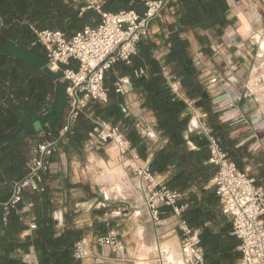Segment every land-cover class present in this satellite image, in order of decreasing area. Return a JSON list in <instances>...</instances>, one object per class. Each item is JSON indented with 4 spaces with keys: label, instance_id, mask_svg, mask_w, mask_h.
Masks as SVG:
<instances>
[{
    "label": "trees",
    "instance_id": "16d2710c",
    "mask_svg": "<svg viewBox=\"0 0 264 264\" xmlns=\"http://www.w3.org/2000/svg\"><path fill=\"white\" fill-rule=\"evenodd\" d=\"M103 1L106 12L134 10L143 15L150 0ZM173 1L176 23L168 25L167 37L164 34L161 38L168 46L163 62L155 55L158 42L151 37L142 41L129 64L118 62L106 73L108 102L89 103L62 146L69 160L80 155L97 123H105L120 128L142 160L154 150L149 168L154 174H168L166 184L182 195L180 203L188 205L183 219L199 233L206 262L238 264L240 242L232 235V222L210 187L217 169L209 164L208 140L198 135L187 138L190 116L183 113L188 105L164 75V68H168L186 98L207 115L211 136L230 160L264 189V159L255 157L247 147H238L230 137L229 125L221 120L212 93L200 79L191 44L182 35L191 30L220 36L228 24L229 5L227 0ZM81 8L73 0H0V264H27L15 256L21 248H34L38 264H83L74 257L83 232L71 226V213L62 231L53 218L49 171L43 174L44 192L25 191L20 203L9 204L14 185L29 173L32 143L57 139L67 123L66 84L59 82L60 74L45 67V50L37 43L34 30H59L72 38L85 27H98L101 16L94 11L80 15ZM122 79L130 81L141 96L143 108L153 113L163 142L159 148L155 149L143 133L139 121L127 116L124 97L116 92V84ZM36 122L42 125L39 131L34 127ZM27 207L36 230L22 241Z\"/></svg>",
    "mask_w": 264,
    "mask_h": 264
},
{
    "label": "crops",
    "instance_id": "0c3cea01",
    "mask_svg": "<svg viewBox=\"0 0 264 264\" xmlns=\"http://www.w3.org/2000/svg\"><path fill=\"white\" fill-rule=\"evenodd\" d=\"M173 2L162 17L151 25V38L160 45L155 55L162 62L168 52V46L161 38L164 34L167 37V26L176 23V8ZM227 2L228 24L220 36H216L212 31L191 30L183 32L182 35L191 44L194 61L200 70V79L209 87L216 100L214 104L221 112V120L229 125L230 137L236 140L238 147H247L255 157L261 156L264 159V118L258 119L256 113L258 110L264 111V105L252 103L243 97L245 85L254 74L259 62L258 55L261 54L259 46L263 44L260 36L264 33V9L259 0H227ZM41 47L45 50L43 46ZM45 57V67L48 68L46 50ZM72 67L76 68L77 63H72ZM53 73L60 74L59 82L66 84L67 88V83L62 80V73ZM178 95L188 105L183 116H190L189 125H206V120L202 118V110L197 109L194 102L186 98L180 84ZM123 97L127 116L135 117L143 133L154 141L155 149L159 148L163 142L157 131L153 113L143 108L141 96L133 89ZM109 128L110 125L97 123L80 155H74L69 160L62 146L61 150L51 157L48 174L49 185L54 193L53 218L58 223V230L62 231L67 226L68 215L71 213V226L83 232L81 241L85 243L87 252L83 264H162L164 252L180 251L181 239L177 222L170 208L162 209V225L157 226L151 221L145 208V184L134 173V168L137 166H149L154 150L147 160H142L135 150L133 153L139 156V160L134 159L133 153L123 154L116 150L110 141L103 140ZM186 134L207 139L201 128L195 129L192 133L187 129ZM192 145L194 147L192 149H197L195 144ZM79 161H88L87 165H99L104 174H109L107 171L111 169L123 174V182L131 185L136 196V204L131 205L134 213V223L131 227L126 220L119 219V216H126V213H113L108 209L111 193L104 188L100 177L96 175L89 176L88 181L96 182L99 191L94 190L87 197L81 195L71 198L67 172L72 164L80 165ZM158 178L166 183L168 174H160ZM24 212L27 217L23 221L26 228L21 234L22 241L32 236L36 230V225L30 216V207L25 208ZM141 215L147 218V222L139 220ZM229 220L232 222L230 217ZM112 231L116 232L123 242L124 252H114L109 245L99 243L101 237L107 236ZM15 256L27 264H38L34 248H21Z\"/></svg>",
    "mask_w": 264,
    "mask_h": 264
},
{
    "label": "built area",
    "instance_id": "2783aa9c",
    "mask_svg": "<svg viewBox=\"0 0 264 264\" xmlns=\"http://www.w3.org/2000/svg\"><path fill=\"white\" fill-rule=\"evenodd\" d=\"M259 1L264 9V0ZM74 2L82 5L81 15L86 11H94L101 16V23L95 28L85 27L72 38H68L59 30H34L37 43L47 52L49 70L61 72L62 80L67 83V123L57 139L32 143L30 170L14 185L9 202L11 206L21 202L25 191L38 193L45 191L43 174L50 170L51 157L61 150L71 126L87 109L89 103L108 102L106 73L118 62L130 63L137 53L139 44L151 37L152 23L162 17L171 7L173 0L146 1L147 9L143 15L134 10L106 12L103 0ZM260 39L264 43V33ZM259 47L261 49V54L258 55L259 62L245 85L243 97L252 103L264 105V46L261 44ZM72 63H77V67H72ZM164 75L174 92L178 94L180 83L168 68H164ZM125 81L126 79H122L116 84L117 93L124 95L128 92ZM256 113L258 119L264 118V111L258 110ZM206 117L207 115L203 113L202 118ZM197 128H201L207 136L209 164L217 169L211 181L212 187L221 200L224 213L232 219V235L240 242L238 251L241 258L238 264H264V189L257 186L256 180L249 173L237 168L219 141L211 136L207 125L190 124L188 131L192 133ZM103 140L110 141L115 149L123 154L134 152L125 134L118 127H110ZM189 145L194 148L191 142ZM133 157L139 160L136 153H133ZM134 173L145 184V208L151 221L157 226L162 225V209L170 208L177 222L181 239L179 255L164 252L162 264H208L199 233L183 219V213L188 205L180 203L182 195L159 180L158 174L152 173L148 165L137 166ZM99 243L109 245L114 252L125 251L123 242L114 231L101 237ZM74 257L80 261L87 257L83 241L75 245Z\"/></svg>",
    "mask_w": 264,
    "mask_h": 264
},
{
    "label": "rangeland",
    "instance_id": "374dc122",
    "mask_svg": "<svg viewBox=\"0 0 264 264\" xmlns=\"http://www.w3.org/2000/svg\"><path fill=\"white\" fill-rule=\"evenodd\" d=\"M149 141L154 142L150 138ZM87 162L88 161H79L80 165L72 164L68 169L67 174L70 183L69 190L71 198L73 199L74 197H78L81 195L87 197L91 195L92 191H99L95 184L96 182L94 183L88 181L89 176L92 177L96 175L97 177H100V182L103 183L104 188H106L111 193V201L108 209L113 213H126V216H119V219L126 220V222L130 224L129 227H131V224L134 223V213L131 205L136 204V196L133 193L131 185H127L126 183H124L122 179L123 174L116 172L114 169H111V171H107V173L109 174H104L102 168H100L99 165H87ZM114 176L115 179H113ZM124 209H127L125 210L126 212L124 211ZM139 220L147 222V218L144 215L139 216ZM119 223H121V221Z\"/></svg>",
    "mask_w": 264,
    "mask_h": 264
},
{
    "label": "water",
    "instance_id": "95a60500",
    "mask_svg": "<svg viewBox=\"0 0 264 264\" xmlns=\"http://www.w3.org/2000/svg\"><path fill=\"white\" fill-rule=\"evenodd\" d=\"M125 84L127 86L128 91H132L133 87H132V85H131V83H130V81L128 79H126ZM214 101H216V100H214ZM34 127H35V129L37 131L41 130V123L40 122H36Z\"/></svg>",
    "mask_w": 264,
    "mask_h": 264
},
{
    "label": "bare ground",
    "instance_id": "6f19581e",
    "mask_svg": "<svg viewBox=\"0 0 264 264\" xmlns=\"http://www.w3.org/2000/svg\"><path fill=\"white\" fill-rule=\"evenodd\" d=\"M262 46H264V43L262 44ZM175 256H178L179 255V251L178 253H174Z\"/></svg>",
    "mask_w": 264,
    "mask_h": 264
}]
</instances>
